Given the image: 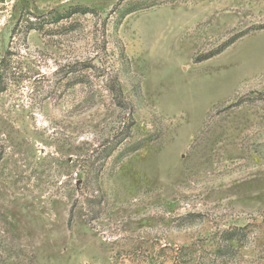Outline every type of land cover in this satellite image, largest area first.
Segmentation results:
<instances>
[{
    "label": "rangeland",
    "instance_id": "rangeland-1",
    "mask_svg": "<svg viewBox=\"0 0 264 264\" xmlns=\"http://www.w3.org/2000/svg\"><path fill=\"white\" fill-rule=\"evenodd\" d=\"M0 89V264H264V0H0Z\"/></svg>",
    "mask_w": 264,
    "mask_h": 264
},
{
    "label": "trees",
    "instance_id": "trees-1",
    "mask_svg": "<svg viewBox=\"0 0 264 264\" xmlns=\"http://www.w3.org/2000/svg\"><path fill=\"white\" fill-rule=\"evenodd\" d=\"M90 10H87V8L85 7H81V6H75V7H70L68 10L64 11V12H55L53 15H54V22L55 21H58L60 19H63V18H67L69 17L70 15H73V14H77V13H87L89 12ZM2 91V89H0V92Z\"/></svg>",
    "mask_w": 264,
    "mask_h": 264
}]
</instances>
